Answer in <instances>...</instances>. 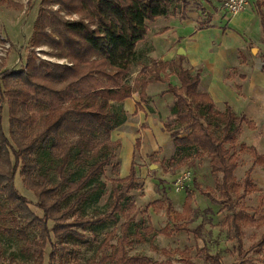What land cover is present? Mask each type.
I'll use <instances>...</instances> for the list:
<instances>
[{
	"label": "trees",
	"instance_id": "16d2710c",
	"mask_svg": "<svg viewBox=\"0 0 264 264\" xmlns=\"http://www.w3.org/2000/svg\"><path fill=\"white\" fill-rule=\"evenodd\" d=\"M6 1L15 8L22 7L12 0H1ZM177 1L42 0L26 66L4 69L0 63V197L9 204L16 229L0 228L10 235L16 232L20 240H25V247L34 251L36 264H45L48 247V264L55 263L60 252L70 255L74 264H82L68 244L74 240L89 244L86 230L108 221L118 224L121 219L120 232L107 231L98 260L86 264H171L154 262L144 254H130L134 243L150 242L159 250L154 243L157 234L169 236L172 232L168 226L155 231L149 217L137 221L140 210L131 194L141 185L138 165L134 161L129 175L122 177L120 163L113 164L122 142L114 140L112 133L128 119L124 101L138 92L141 101L149 102L147 89L155 82L167 84L165 92L174 96L171 112L180 127H166L176 149V158L169 164L180 168L194 156L209 159L216 188H203L197 181L194 184L212 203L228 211L225 224L236 255L232 264H264V231L250 247L246 248L244 242L246 229L264 228V189L253 178L257 167H264V153L238 140L243 128L255 130V123L244 113L237 114L229 103L219 109L211 95L200 89L201 73L191 72L182 60L141 61L145 55L138 44L149 32L148 23L168 15L185 18L189 0H181L182 13L172 10ZM54 5L60 8L56 10ZM263 9L264 0H257L264 36ZM62 11L77 13L80 19L67 20ZM42 45L50 46L53 56L66 62L40 60L35 49ZM135 64H141V68L131 83ZM173 74L179 85L172 82ZM236 88L241 92L243 86L236 84ZM140 145L138 138L135 156ZM238 148L252 157L241 182L236 177ZM110 165L114 176L110 178L108 211L98 217L80 216L82 206L106 194L104 177ZM52 173L58 175L57 182L52 181ZM17 174L34 194L35 206L42 214L32 209L31 201L17 188ZM257 192L259 206H247V198ZM194 199V193L188 191L184 203L187 217L193 213ZM151 207L155 211L165 208L169 217L174 212L166 192L163 198L149 203L145 212ZM6 219L0 212V221ZM32 229L39 230L37 238H29ZM174 230L192 232L196 239L203 237L199 227L190 229L183 223L176 224ZM199 253L210 264H224L218 252L203 247ZM184 260L195 264L189 258Z\"/></svg>",
	"mask_w": 264,
	"mask_h": 264
},
{
	"label": "rangeland",
	"instance_id": "374dc122",
	"mask_svg": "<svg viewBox=\"0 0 264 264\" xmlns=\"http://www.w3.org/2000/svg\"><path fill=\"white\" fill-rule=\"evenodd\" d=\"M12 1L21 4L22 7L15 8L7 1L1 2L0 0V46L6 49V53L4 51L5 56L2 57L0 63L4 69L16 70L26 66L27 57L31 51L30 39L32 36L35 20L38 17L42 0ZM211 1L213 2L214 0ZM249 4H251V0H249ZM202 5L203 0H189L188 5L186 6V16L189 14V12H194V19L192 20H197L200 26L209 23L208 19L210 18L211 11L210 8L206 9V11H198L200 9L199 6ZM53 7L56 10L60 8L59 5H54ZM183 7L182 1L179 0L173 5L172 10L177 9L180 13H182ZM61 14L67 20L80 19V15L77 13L62 11ZM174 23L178 24V19H174L172 16H168L166 18L160 17L156 21L148 23L149 32L145 38L146 40L138 44V50L145 52L147 51V53H150L149 56H145V58L141 59L143 64L157 58L162 60V56L159 55L160 52H157V50H161L162 52L168 51V54L171 53V48H168L173 46V43L176 42L175 39L177 35L174 34L175 32H166L164 29L168 25ZM221 27L224 26L221 25ZM251 28V36L253 38L258 39L262 37L261 27L258 19L256 25L253 24ZM199 35L200 34L192 38L199 39L197 41L195 53H197L198 56L202 55V53H205V51L212 53L213 51H210L211 45L213 44L212 40H214L218 34L212 31L211 35L208 37ZM190 39L183 40L180 44L175 45L174 50L178 51L180 48H186L188 46V42L191 41ZM166 44L167 46H164ZM35 51L40 60H50L61 63L66 62V59H60L53 56L52 53L54 50L48 45L37 47ZM231 59L233 62L234 58L230 57L229 60ZM174 60H178V54L175 55ZM138 68H141V64H135L132 69L131 75L129 77V81L131 83H133L136 77V69ZM241 69L242 67L240 68V66L231 68V73L234 74L233 79L239 76V73L242 71ZM172 82L174 84L177 83L176 85L179 84L175 74L172 75ZM155 85L151 88V99H149L150 101L147 104V108L152 112H158V116L161 119V123L164 124L165 129L167 126H170L173 129L180 128L176 124L175 117L171 112L172 104L166 101L165 106L164 102H158L159 98L157 99V97L162 98V94L158 92L159 88ZM165 108H167L166 111ZM218 108L221 109L220 106H218ZM160 109L162 111H159ZM134 120L137 121V118ZM4 125L5 130L8 132L7 105H5ZM124 125L119 128H127ZM129 127L130 128H127L125 131L131 132L134 130L133 128H136L135 125ZM133 132H135V130ZM168 132L171 134L170 131ZM114 134L115 132L112 133V138H115ZM217 134L219 135L220 132L218 131ZM133 135L127 139L123 149L121 147L117 151L118 156L113 163H120V173L122 169L124 176L128 174L130 169L129 155L135 140ZM135 136H139L138 130L135 132ZM238 140L240 143H245L249 146L254 145L260 150V152L264 153V128L261 130L259 128L256 130H250L249 128L244 127L242 133L238 137ZM165 145L166 146L160 147L158 151L153 152L146 157L141 156V153H138L135 156L134 161L139 166L138 175L140 177L141 185L138 189L134 190L131 195L140 210V214L137 216V221H141L142 218L149 217L155 231L158 232L168 226V229L170 232H172V234L169 236L157 234L154 239V243L159 248V250L153 249L150 242L134 243L129 249L130 254H144L152 261L157 263L171 261V264H186L184 260L186 257L195 264H210L205 256L202 253H199V249L206 247L211 253H220L224 258V264H232L236 260V255L234 254V242L228 238V228L225 224L228 211L221 205L212 203L195 187L194 184L195 181H197L203 188H216L215 176L211 173L209 159L198 158L194 156L189 159L188 162L182 167L176 168L175 165L172 167V165L169 164V161L173 158H176V149L172 135ZM238 153L240 160L239 167L236 170V177L237 180L241 182L245 176L246 170L252 164V157L248 152H242L240 148H238ZM112 167L113 165L107 167L104 177L107 185L106 194L99 201L82 206V212H80V216L98 217L100 214L106 213L108 211V196L111 190L110 178L114 176ZM187 172L191 173V179L180 182V179ZM51 178L53 182L58 181V175L55 173L51 174ZM254 181L259 187L264 189V167H257L254 173ZM16 186L19 191L31 201L32 209L38 214H42L35 206L36 198L34 194L25 187L20 174H17ZM188 191L194 193L195 199L192 204L193 213L187 217V215H185L186 213H184V203L187 198ZM165 192L171 199L174 211L171 217L166 214L165 208H160L159 211H155L153 207H151L147 212H145L148 204L163 198V194ZM258 195L259 193L257 192L248 197L245 204L247 206L257 208L259 206ZM69 201L71 202L72 200ZM70 202L64 203L63 206L65 207ZM0 212L7 216L6 220L0 221V226H3L6 229H16L15 222L13 221V215L10 214L11 208L2 196L0 197ZM16 215L17 214H14V216ZM184 216L187 218H183ZM122 222L123 219H121L118 224L108 221L101 226H92L85 231L87 236L86 239L90 240L89 244L81 243L77 240L71 241L68 245L72 250L77 252L79 262L86 264L89 261L98 260V257L102 253L100 244L105 233L112 229H117V231L120 232V226ZM181 223L187 224L190 229L199 227L203 237L196 239L194 233L192 232L174 230L175 225ZM263 231L264 228L246 229V235L244 238L245 247H250L255 240L260 238ZM16 234L17 233L15 232L13 235H10L3 228L0 230V263L9 264L12 262V264H36V256L34 251L32 249H27L24 245L25 240H20ZM38 236L39 230H30V239L37 238ZM163 249L167 250L170 254L163 253ZM50 252L51 248L48 247L46 250L45 264L49 263ZM183 252H185L187 255H185ZM63 254V252L58 253L57 261L53 264H74L70 255Z\"/></svg>",
	"mask_w": 264,
	"mask_h": 264
},
{
	"label": "crops",
	"instance_id": "0c3cea01",
	"mask_svg": "<svg viewBox=\"0 0 264 264\" xmlns=\"http://www.w3.org/2000/svg\"><path fill=\"white\" fill-rule=\"evenodd\" d=\"M256 1L257 0H251V4H249L243 12L232 17L229 16L223 8L221 0H214L213 2L211 0H203V5L199 6L200 9L198 11H206L208 8H210L211 11L210 18L208 19L209 23L201 26L198 24L197 20H192L194 19V12H189L185 18L168 15L172 16L174 19H178V24H170L164 29L166 32H175L174 34L177 35L175 39L176 42H174V40V43L172 42L173 46L168 48L172 50L170 54H168V51L162 52L161 50H157V52H160L159 55L162 56L161 58L163 61L178 62L182 60L183 65L191 72H200L202 79L200 89L211 95L217 107L220 106L221 109H223L225 103H229L237 114L244 113L247 118L252 120L256 127L261 130L264 128V36L261 18L256 11ZM168 16H163V18ZM257 19L260 23L262 34V37L258 39L251 36V27L253 24L256 25ZM221 25L224 27H221ZM212 31L218 34V36L212 40L213 44L211 45L210 51L213 52L205 51V53L198 56V54L195 53V48L197 47V41L199 39L192 38L196 37L198 34H200L199 36L208 37L211 35ZM189 39L191 41L188 42V46L183 48L185 55L179 54L181 48L178 51L174 50L175 45L180 44L183 40ZM164 46H167V44ZM139 51L145 56H149L150 54L147 53V51ZM176 54H178V60H174ZM230 57L234 58L233 62L232 59L229 60ZM154 60L160 59L157 58ZM237 66H240V68L242 67V71L237 78L233 79L234 74L231 73V68ZM139 70V68L136 69L137 74ZM228 73L232 74V78H227ZM242 76H245V78H242ZM236 84L243 86L241 92L236 88ZM154 85L158 86V92L162 94V98L157 97V99L159 98L158 102H164L166 106L167 101L173 106L175 98L172 94L165 92L168 87L165 83H151L147 89L149 99H151V88ZM149 99L148 101H150ZM147 104L148 102L141 101L138 92H135L131 98L124 101L128 119L125 125H123L127 128L135 125L136 128L133 129L135 132H137V130L139 131L138 137L135 136L134 130L131 132L125 131L127 128L123 129L122 127L114 131L115 138L113 139L122 142V149L131 135L134 134L133 136L135 137L129 155L130 169L126 176L129 175L134 162L135 145L138 138L140 139L141 145L137 154L141 153V156L146 157L158 151L160 147L166 146L165 144L171 136L165 129L164 124L161 123L158 112L155 113L150 111L147 108ZM166 110L167 108H165V111ZM159 111L162 110L160 109ZM135 118H137V121L134 120ZM121 176L125 177L122 169Z\"/></svg>",
	"mask_w": 264,
	"mask_h": 264
},
{
	"label": "built area",
	"instance_id": "2783aa9c",
	"mask_svg": "<svg viewBox=\"0 0 264 264\" xmlns=\"http://www.w3.org/2000/svg\"><path fill=\"white\" fill-rule=\"evenodd\" d=\"M223 8L229 14V16H236L243 12L249 4V0H221ZM6 49L0 46V61L3 56H5ZM191 179V173L187 172L180 179V182L188 181Z\"/></svg>",
	"mask_w": 264,
	"mask_h": 264
},
{
	"label": "water",
	"instance_id": "95a60500",
	"mask_svg": "<svg viewBox=\"0 0 264 264\" xmlns=\"http://www.w3.org/2000/svg\"><path fill=\"white\" fill-rule=\"evenodd\" d=\"M179 54H180V55H185V51L183 50V48H181V49L179 50Z\"/></svg>",
	"mask_w": 264,
	"mask_h": 264
}]
</instances>
